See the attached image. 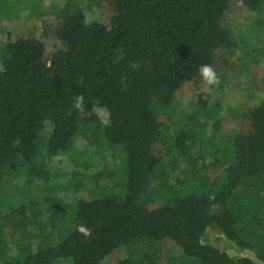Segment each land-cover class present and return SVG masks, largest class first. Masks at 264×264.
<instances>
[{"label":"trees","instance_id":"1","mask_svg":"<svg viewBox=\"0 0 264 264\" xmlns=\"http://www.w3.org/2000/svg\"><path fill=\"white\" fill-rule=\"evenodd\" d=\"M232 7L262 21L264 0H67L52 12L29 10L42 37L0 45V190L30 163L28 181L44 180L49 192L59 176L53 159L79 137L105 151L100 169L73 171L45 205L0 212V264H264V98L228 108L242 126L232 135L218 114L227 73L246 72L239 51L260 59L247 35L226 25ZM204 64L219 78L217 95L199 94L194 108L211 123L177 127L166 110L186 85L204 83ZM252 81L264 88V76ZM77 95L88 110L106 108L111 125L75 110ZM118 152L123 194L110 166ZM155 178L159 200L147 197ZM82 191L89 199L75 197ZM67 216L73 229L61 238ZM210 229L259 263L203 243Z\"/></svg>","mask_w":264,"mask_h":264},{"label":"rangeland","instance_id":"2","mask_svg":"<svg viewBox=\"0 0 264 264\" xmlns=\"http://www.w3.org/2000/svg\"><path fill=\"white\" fill-rule=\"evenodd\" d=\"M66 1L67 0H0V45L7 41H15L20 37H25L30 32L37 37H42V26L39 21L29 17V10L31 8L38 10V15L43 13V10L46 8H48L49 12H52L57 7H62ZM88 1L89 0H83V4ZM50 14L54 15L53 13ZM94 15L97 18L100 16V12L97 8H94ZM255 16V14L249 11H243L232 7L227 12L224 20L226 25H228L236 35L241 34V32L246 34L250 40V48L254 51H258L260 55L258 63H255L250 57L246 58L249 50L244 52L239 51L238 55L243 56L245 60L243 66L244 69H246V74L241 73L238 67L227 73L230 86L222 95L221 107L218 114L224 120L222 131L229 135H232L235 130L241 129L242 126L240 123L229 119L228 108L252 106L258 104L264 98V88L259 85H251L254 78L261 80V77L264 76V12L260 16L262 21H257ZM234 63L240 64L237 57L234 58ZM218 84L211 86L212 90L210 93L206 91L209 86L204 83L186 85L177 93L174 106L166 110V116L170 117L173 122H176L177 127L186 123L195 126L204 122L210 124L211 122L206 120V118L197 116L194 106L197 101V96L201 93L211 94L212 100L215 99L217 95L215 91ZM160 149H162L161 146ZM103 151H105V149L100 145L96 147L90 146V141L84 137L75 139L72 142L70 152H59L53 159V174L54 176H56V174L59 176L55 177V182L54 180L51 181L50 187L53 188L54 186H58V184L60 186L68 184L71 179L70 174L73 171L92 174L94 171L100 169L101 167H99L100 164L98 162ZM36 163L38 164L39 162ZM123 163L124 157L118 152L115 155L114 162L110 165L115 171V181L120 184L118 188L120 194H123L125 191L126 176ZM30 167V163H25L21 172H19L22 176L14 177L9 175L6 177L5 181L3 180L0 190V212H7L10 206L20 208L24 204L28 206L31 203L35 204V202L45 205L48 200L54 195H57L55 190L51 191V188L49 192H46V182L44 180L34 179L28 181ZM219 171L218 169H214L211 171V175H216ZM157 179L158 178L154 179L149 189L148 199L159 200L161 198ZM169 182L172 183V180L170 179ZM75 197L89 199V195L86 191L76 193ZM67 219L69 224L67 223L64 226V230L62 229L61 233L64 235H62L61 238L68 235L73 229L72 217L67 216ZM57 239L59 240V237ZM8 241L10 247L14 248V244L10 237ZM203 243L214 245L226 251L232 257L238 258L247 256L258 262L253 252L249 250H240L233 242L228 240L217 230H208L203 238Z\"/></svg>","mask_w":264,"mask_h":264},{"label":"clouds","instance_id":"3","mask_svg":"<svg viewBox=\"0 0 264 264\" xmlns=\"http://www.w3.org/2000/svg\"><path fill=\"white\" fill-rule=\"evenodd\" d=\"M115 59L118 62L119 60L123 59V56L118 54ZM132 67L133 69L138 68L139 64L133 63ZM199 74L204 84L209 86L206 91L210 93L212 90L211 86L219 83V78L215 70L212 68L211 65L204 64L200 66ZM73 107L80 113H84L86 115H95L99 120L100 124L104 127H109L111 125V117L109 111L106 108L97 105H93L92 108L88 110L85 104V97L83 95L76 96ZM76 230L85 237H89L92 234V230L83 225L77 226Z\"/></svg>","mask_w":264,"mask_h":264}]
</instances>
